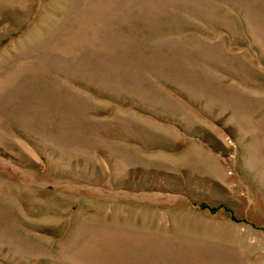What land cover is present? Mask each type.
<instances>
[{
    "label": "rangeland",
    "instance_id": "1",
    "mask_svg": "<svg viewBox=\"0 0 264 264\" xmlns=\"http://www.w3.org/2000/svg\"><path fill=\"white\" fill-rule=\"evenodd\" d=\"M0 264H264V0H0Z\"/></svg>",
    "mask_w": 264,
    "mask_h": 264
}]
</instances>
